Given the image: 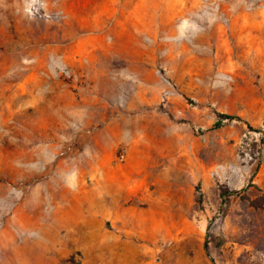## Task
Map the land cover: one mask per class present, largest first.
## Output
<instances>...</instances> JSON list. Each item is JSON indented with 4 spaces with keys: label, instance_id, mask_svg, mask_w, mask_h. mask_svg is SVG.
<instances>
[{
    "label": "rangeland",
    "instance_id": "374dc122",
    "mask_svg": "<svg viewBox=\"0 0 264 264\" xmlns=\"http://www.w3.org/2000/svg\"><path fill=\"white\" fill-rule=\"evenodd\" d=\"M0 264H264V0H0Z\"/></svg>",
    "mask_w": 264,
    "mask_h": 264
},
{
    "label": "trees",
    "instance_id": "16d2710c",
    "mask_svg": "<svg viewBox=\"0 0 264 264\" xmlns=\"http://www.w3.org/2000/svg\"><path fill=\"white\" fill-rule=\"evenodd\" d=\"M217 116H218V119H217L216 122L214 123V126H215V127L220 126V123H221V120H222V119H232V118L234 117V116H232V115H230V114H225V113H218ZM228 194H229L228 191H223V192H222V197H223L224 201H226V198H227ZM204 248H205V249L207 248L206 243L204 244Z\"/></svg>",
    "mask_w": 264,
    "mask_h": 264
}]
</instances>
